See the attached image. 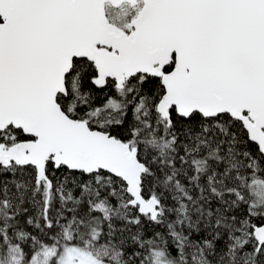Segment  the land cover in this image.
<instances>
[{
  "label": "snow or ice",
  "instance_id": "snow-or-ice-1",
  "mask_svg": "<svg viewBox=\"0 0 264 264\" xmlns=\"http://www.w3.org/2000/svg\"><path fill=\"white\" fill-rule=\"evenodd\" d=\"M0 264H264V0H0Z\"/></svg>",
  "mask_w": 264,
  "mask_h": 264
}]
</instances>
